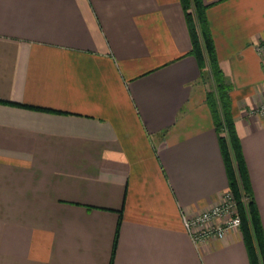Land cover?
<instances>
[{"label":"crops","instance_id":"crops-1","mask_svg":"<svg viewBox=\"0 0 264 264\" xmlns=\"http://www.w3.org/2000/svg\"><path fill=\"white\" fill-rule=\"evenodd\" d=\"M264 228V0H203ZM181 0H0V264H251L184 225L229 189Z\"/></svg>","mask_w":264,"mask_h":264},{"label":"trees","instance_id":"trees-1","mask_svg":"<svg viewBox=\"0 0 264 264\" xmlns=\"http://www.w3.org/2000/svg\"><path fill=\"white\" fill-rule=\"evenodd\" d=\"M192 40L193 55L198 62L203 81L210 78L211 91L208 101L211 107L219 143L237 210L242 220L241 235L251 264H264V228L259 210L250 188L241 143L236 131L230 98V85L222 71L216 45L209 24L208 6L203 0H181ZM247 199V200H245Z\"/></svg>","mask_w":264,"mask_h":264},{"label":"built area","instance_id":"built-area-1","mask_svg":"<svg viewBox=\"0 0 264 264\" xmlns=\"http://www.w3.org/2000/svg\"><path fill=\"white\" fill-rule=\"evenodd\" d=\"M264 55V44L258 46ZM262 115H264V105ZM232 193H226L215 206L193 217L184 216V225L195 244H203L209 239H223L228 233L239 231L242 220Z\"/></svg>","mask_w":264,"mask_h":264},{"label":"rangeland","instance_id":"rangeland-1","mask_svg":"<svg viewBox=\"0 0 264 264\" xmlns=\"http://www.w3.org/2000/svg\"><path fill=\"white\" fill-rule=\"evenodd\" d=\"M259 44L258 45H256V46H254L255 47V50H256V52L258 53V54H260V52H259ZM261 55V57H262V59L264 60V55L263 54H260ZM207 81L209 82L208 84H210V78H208L207 79ZM210 87V86H209ZM264 105V103L261 105V106H257V107H254V108H252V109H250V113H249V115H251V116H256V115H262V111H263V106ZM227 193H232V191L230 190V188L227 190ZM233 194V193H232ZM234 196V195H233ZM224 197V196H223ZM245 200H247V199H245ZM238 214H239V210H238ZM241 229V228H240ZM240 231V230H239Z\"/></svg>","mask_w":264,"mask_h":264}]
</instances>
